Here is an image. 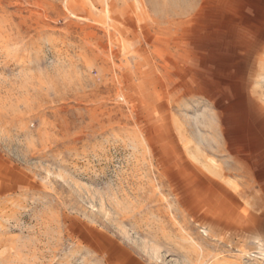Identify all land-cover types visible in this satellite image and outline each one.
I'll return each instance as SVG.
<instances>
[{
	"label": "rangeland",
	"instance_id": "obj_1",
	"mask_svg": "<svg viewBox=\"0 0 264 264\" xmlns=\"http://www.w3.org/2000/svg\"><path fill=\"white\" fill-rule=\"evenodd\" d=\"M0 264H264V0H0Z\"/></svg>",
	"mask_w": 264,
	"mask_h": 264
}]
</instances>
